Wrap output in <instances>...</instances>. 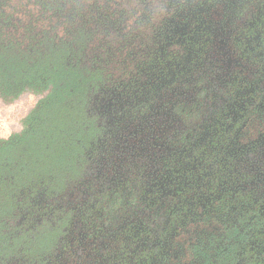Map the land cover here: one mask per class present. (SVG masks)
I'll use <instances>...</instances> for the list:
<instances>
[{
	"label": "flooded vegetation",
	"instance_id": "1",
	"mask_svg": "<svg viewBox=\"0 0 264 264\" xmlns=\"http://www.w3.org/2000/svg\"><path fill=\"white\" fill-rule=\"evenodd\" d=\"M174 15L152 92L100 98L81 176L27 191L0 264H264V0Z\"/></svg>",
	"mask_w": 264,
	"mask_h": 264
},
{
	"label": "trees",
	"instance_id": "2",
	"mask_svg": "<svg viewBox=\"0 0 264 264\" xmlns=\"http://www.w3.org/2000/svg\"><path fill=\"white\" fill-rule=\"evenodd\" d=\"M182 1L0 0V89L57 85L26 144L10 149L16 154L12 191L26 189V198L28 190L56 193L81 176L91 143L106 129L100 98L152 92L157 66L171 60L170 20H178ZM95 44L91 59L80 57ZM12 193L4 196L15 202ZM19 232L6 239L5 254L31 243L30 233Z\"/></svg>",
	"mask_w": 264,
	"mask_h": 264
},
{
	"label": "rangeland",
	"instance_id": "3",
	"mask_svg": "<svg viewBox=\"0 0 264 264\" xmlns=\"http://www.w3.org/2000/svg\"><path fill=\"white\" fill-rule=\"evenodd\" d=\"M60 30L64 33L63 29ZM59 34H61L60 31L57 35ZM94 52H96V44L94 51L92 47H88L83 51V56L80 57L88 61V58L91 59L95 54ZM74 56L78 57L77 55ZM56 86L51 83H44L41 86L25 85L10 92L0 89V257L6 256L3 255L5 254L4 249L9 246L3 247L6 239L8 238L9 241L10 236L19 231L21 208L26 204L24 203L26 189L20 190L17 194L10 189L16 175L14 166L16 154L10 149L23 147L26 144L24 143L25 138L37 126L41 106L53 95ZM260 117L259 115V122H261ZM3 150L9 153L3 154ZM6 166L10 168L9 171L5 170ZM6 191L8 194L13 192L15 202L5 199ZM236 229H243V227L239 226ZM22 246L28 247L29 245L22 243L14 249L15 251L11 252V255L21 253Z\"/></svg>",
	"mask_w": 264,
	"mask_h": 264
}]
</instances>
